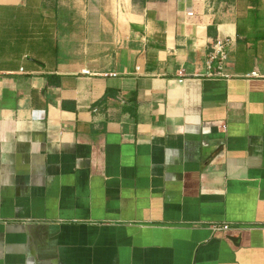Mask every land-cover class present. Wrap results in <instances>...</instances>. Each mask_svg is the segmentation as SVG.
<instances>
[{
	"label": "crops",
	"instance_id": "1",
	"mask_svg": "<svg viewBox=\"0 0 264 264\" xmlns=\"http://www.w3.org/2000/svg\"><path fill=\"white\" fill-rule=\"evenodd\" d=\"M262 23L264 0H0V264H264Z\"/></svg>",
	"mask_w": 264,
	"mask_h": 264
},
{
	"label": "built area",
	"instance_id": "2",
	"mask_svg": "<svg viewBox=\"0 0 264 264\" xmlns=\"http://www.w3.org/2000/svg\"><path fill=\"white\" fill-rule=\"evenodd\" d=\"M214 2L215 0H207L208 8L212 7ZM230 46L231 40L229 38L218 37L210 43L208 59L206 63L209 71L214 69L213 65L215 63H217V72H222L224 70L226 61L228 59ZM86 72L89 73L88 71ZM212 230L216 232H228L230 231V226L227 224L214 225L212 226Z\"/></svg>",
	"mask_w": 264,
	"mask_h": 264
},
{
	"label": "rangeland",
	"instance_id": "3",
	"mask_svg": "<svg viewBox=\"0 0 264 264\" xmlns=\"http://www.w3.org/2000/svg\"><path fill=\"white\" fill-rule=\"evenodd\" d=\"M249 22L252 24L253 30H256L257 20H249ZM260 30H261L260 32L254 31V33L247 35V37H248L247 42L252 44V45H259V44L262 45L263 44V46H264V23H262ZM260 41H262V42L260 43ZM263 54H264V52H263ZM259 62H260V64L263 65L264 55H263V57L259 58Z\"/></svg>",
	"mask_w": 264,
	"mask_h": 264
}]
</instances>
